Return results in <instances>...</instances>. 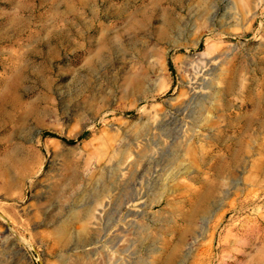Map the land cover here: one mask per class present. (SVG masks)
<instances>
[{"label": "rangeland", "instance_id": "obj_1", "mask_svg": "<svg viewBox=\"0 0 264 264\" xmlns=\"http://www.w3.org/2000/svg\"><path fill=\"white\" fill-rule=\"evenodd\" d=\"M17 1L0 264H264V0H143L131 27L101 14L115 47L91 54L42 53L47 4Z\"/></svg>", "mask_w": 264, "mask_h": 264}, {"label": "crops", "instance_id": "obj_2", "mask_svg": "<svg viewBox=\"0 0 264 264\" xmlns=\"http://www.w3.org/2000/svg\"><path fill=\"white\" fill-rule=\"evenodd\" d=\"M65 1V2H64ZM56 4V12L52 8V0H38L39 4H47V12L38 16L50 23L46 22V25H50L51 28L47 29L44 26L40 32H44L46 37L43 43L47 46L42 53H110V49L115 47V35L112 37L108 33V28L105 27L106 33L99 35L95 33V26L103 17H124L129 16V25H132V18L137 13L143 14V0H120L121 4L116 5L114 0H104V4L101 7L99 0H64ZM19 8H28L34 10L36 6V0H18ZM128 14V15H127ZM31 17V16H30ZM28 17L30 22L31 18ZM58 29L60 34H50L51 30ZM34 34V33H33ZM1 41V40H0ZM41 39H35L33 37L29 43V48L23 53L36 52V43L38 44ZM99 43H103V48ZM54 44L56 47L51 46ZM112 46V48H111ZM58 47V48H57ZM108 48V49H107Z\"/></svg>", "mask_w": 264, "mask_h": 264}, {"label": "bare ground", "instance_id": "obj_3", "mask_svg": "<svg viewBox=\"0 0 264 264\" xmlns=\"http://www.w3.org/2000/svg\"><path fill=\"white\" fill-rule=\"evenodd\" d=\"M55 10H56V8L53 9L54 12H56ZM90 54H91V53H90ZM100 55H101V54H100ZM102 59H103V58H101V60H102ZM84 61H85V60H84Z\"/></svg>", "mask_w": 264, "mask_h": 264}, {"label": "trees", "instance_id": "obj_4", "mask_svg": "<svg viewBox=\"0 0 264 264\" xmlns=\"http://www.w3.org/2000/svg\"><path fill=\"white\" fill-rule=\"evenodd\" d=\"M52 135L54 136V134H52ZM68 142H73V141L70 140V141H68Z\"/></svg>", "mask_w": 264, "mask_h": 264}]
</instances>
